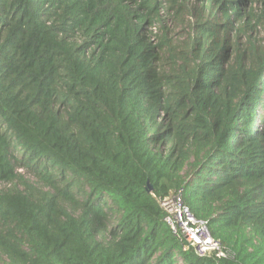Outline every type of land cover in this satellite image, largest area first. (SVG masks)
I'll return each instance as SVG.
<instances>
[{
  "label": "trees",
  "instance_id": "trees-1",
  "mask_svg": "<svg viewBox=\"0 0 264 264\" xmlns=\"http://www.w3.org/2000/svg\"><path fill=\"white\" fill-rule=\"evenodd\" d=\"M262 22L264 0H0L6 264H264ZM179 189L224 256L171 233Z\"/></svg>",
  "mask_w": 264,
  "mask_h": 264
},
{
  "label": "built area",
  "instance_id": "built-area-1",
  "mask_svg": "<svg viewBox=\"0 0 264 264\" xmlns=\"http://www.w3.org/2000/svg\"><path fill=\"white\" fill-rule=\"evenodd\" d=\"M150 29L155 34L156 27L151 26ZM159 204L165 211L163 220L171 233L176 237L184 238L193 247L195 254L225 255L221 242L212 237L207 221L195 217L191 212L181 195V189L160 200Z\"/></svg>",
  "mask_w": 264,
  "mask_h": 264
},
{
  "label": "rangeland",
  "instance_id": "rangeland-1",
  "mask_svg": "<svg viewBox=\"0 0 264 264\" xmlns=\"http://www.w3.org/2000/svg\"><path fill=\"white\" fill-rule=\"evenodd\" d=\"M245 1L249 2V0H245ZM193 3H195V1ZM259 7H260L259 2H254L253 4H251L250 6L247 7V10L248 11L252 10L254 12V14L257 15L260 13ZM183 19L185 20L183 25H181L179 21L173 22L170 19H166L164 22L165 23L164 26L166 27V29L171 30L170 36L172 37L174 42H177L176 40H182L184 38L187 30H188L187 27H185L186 22L189 21L188 20V14H184ZM155 27L157 29V30H155V34L161 35V33L164 31V29L162 28V25L160 23H155ZM182 32H184V34H182V36H181ZM168 34H169V32H168ZM254 36H255L257 41H261V40L263 41V39H264V22H262L258 26L257 31L254 34ZM21 174H22L23 178L30 180V181H34L33 177H31V175L29 173H25L24 171H21ZM10 186L11 185H7L4 183L0 184L1 189L7 188ZM0 228H1V225H0ZM6 262H7L6 258L0 254V264H6Z\"/></svg>",
  "mask_w": 264,
  "mask_h": 264
},
{
  "label": "water",
  "instance_id": "water-1",
  "mask_svg": "<svg viewBox=\"0 0 264 264\" xmlns=\"http://www.w3.org/2000/svg\"><path fill=\"white\" fill-rule=\"evenodd\" d=\"M147 189L150 190L151 186L149 185V183H147Z\"/></svg>",
  "mask_w": 264,
  "mask_h": 264
}]
</instances>
